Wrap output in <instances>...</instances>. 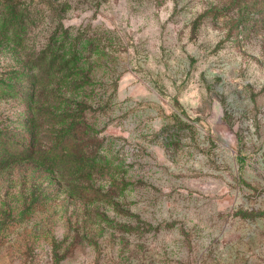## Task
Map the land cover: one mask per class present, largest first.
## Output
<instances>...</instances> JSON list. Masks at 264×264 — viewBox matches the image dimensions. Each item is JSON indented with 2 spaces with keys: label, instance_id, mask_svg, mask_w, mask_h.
I'll list each match as a JSON object with an SVG mask.
<instances>
[{
  "label": "rangeland",
  "instance_id": "1",
  "mask_svg": "<svg viewBox=\"0 0 264 264\" xmlns=\"http://www.w3.org/2000/svg\"><path fill=\"white\" fill-rule=\"evenodd\" d=\"M0 264H264V0H0Z\"/></svg>",
  "mask_w": 264,
  "mask_h": 264
},
{
  "label": "trees",
  "instance_id": "2",
  "mask_svg": "<svg viewBox=\"0 0 264 264\" xmlns=\"http://www.w3.org/2000/svg\"><path fill=\"white\" fill-rule=\"evenodd\" d=\"M9 23L12 21V19L8 20ZM19 23H22L21 21ZM10 26V25H9ZM23 26V25H22ZM9 29V28H8ZM7 29V30H8ZM25 27H22L20 29V31H24ZM8 32V31H7ZM66 36H64V39L60 40V42L58 41V38L56 36H52L49 39V46L45 51H42L41 53H39L37 55V57L35 59H33L31 61V65L32 67L30 68L31 74L28 75V78H30L31 80H33V88H32V95L34 96L37 93L36 90V86H38L39 82H40V77H38V74L41 76H45V73L53 68L57 56V53H55V55H51L50 51H52L54 49V46L59 42V46L57 47L59 51V49L63 48L64 46V41H65ZM23 41V37H18L17 42L18 45L22 44ZM51 56V57H50ZM30 60V59H29ZM81 121V120H80ZM75 122V123H64V124H59V128H61L58 131L59 134V138L57 139V146H61L64 147L66 146V144L71 143V146H74L75 144H83L84 141L81 138V133L79 132L80 129H78V126L80 125V123L82 122ZM57 124V123H56ZM33 133L30 134V137L32 139ZM34 144L31 140L30 145Z\"/></svg>",
  "mask_w": 264,
  "mask_h": 264
}]
</instances>
